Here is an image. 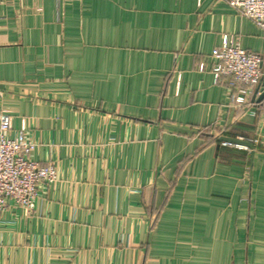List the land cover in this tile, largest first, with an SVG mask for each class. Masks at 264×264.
Returning <instances> with one entry per match:
<instances>
[{
  "label": "crops",
  "instance_id": "1",
  "mask_svg": "<svg viewBox=\"0 0 264 264\" xmlns=\"http://www.w3.org/2000/svg\"><path fill=\"white\" fill-rule=\"evenodd\" d=\"M223 34L264 56L223 0H0V113L58 176L0 264H264V100L214 82Z\"/></svg>",
  "mask_w": 264,
  "mask_h": 264
},
{
  "label": "built area",
  "instance_id": "2",
  "mask_svg": "<svg viewBox=\"0 0 264 264\" xmlns=\"http://www.w3.org/2000/svg\"><path fill=\"white\" fill-rule=\"evenodd\" d=\"M240 16L251 21L260 31L264 42V0H223ZM214 82L228 79L232 89L238 91L234 103L241 108L249 99L264 94V56L241 48L234 35L223 34L221 44L211 53ZM203 69V65L199 66ZM264 100V98H263ZM251 146L258 138L239 139ZM222 140V147L248 151L242 143ZM35 144L23 127L12 129L11 115L0 113V214L10 207L31 212L40 196V189L54 184L57 170L53 162L41 165L30 157Z\"/></svg>",
  "mask_w": 264,
  "mask_h": 264
},
{
  "label": "water",
  "instance_id": "3",
  "mask_svg": "<svg viewBox=\"0 0 264 264\" xmlns=\"http://www.w3.org/2000/svg\"><path fill=\"white\" fill-rule=\"evenodd\" d=\"M263 98H264V94H261L259 96V100H262ZM224 140L229 141V142H233V143H238L239 142V141H235L234 139H230V138H224ZM239 143H242V142H239ZM242 144H244V145H246L248 147H251V145L246 143V142H243Z\"/></svg>",
  "mask_w": 264,
  "mask_h": 264
}]
</instances>
